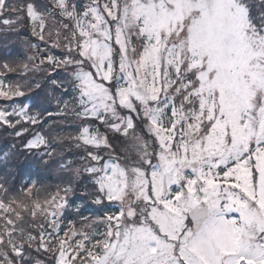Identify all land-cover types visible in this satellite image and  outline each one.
Returning <instances> with one entry per match:
<instances>
[{
    "label": "snow or ice",
    "instance_id": "obj_1",
    "mask_svg": "<svg viewBox=\"0 0 264 264\" xmlns=\"http://www.w3.org/2000/svg\"><path fill=\"white\" fill-rule=\"evenodd\" d=\"M24 27L0 128L62 182L0 184V264H264V0H0Z\"/></svg>",
    "mask_w": 264,
    "mask_h": 264
},
{
    "label": "trees",
    "instance_id": "obj_2",
    "mask_svg": "<svg viewBox=\"0 0 264 264\" xmlns=\"http://www.w3.org/2000/svg\"><path fill=\"white\" fill-rule=\"evenodd\" d=\"M9 2L19 3L20 0H9ZM24 38L30 39L33 43H40L35 37L31 36L27 27L22 28L19 35H10L7 40L0 35V62L6 58L26 62L27 55L31 53L24 48L22 43ZM41 47H44V45L41 44ZM53 52L57 56L62 55V52L58 49H53ZM61 75L63 76L64 74L61 73ZM9 77L14 80L19 79V76L15 74H9ZM34 78L39 79V74ZM64 99L70 100L71 97L66 96ZM51 109L55 111V105H52ZM57 123H59V120H57ZM70 123H59V127L54 129L52 135L74 133L75 129L69 126ZM11 131V129L0 128V184H4L9 189L10 196L21 195V189L26 185L30 186L33 182L36 183L37 188L41 189V195L45 191H54L56 186L62 182V174L56 171L57 165L51 163L49 167H44L37 156L27 152L23 148L22 142L10 134ZM53 146L56 149V153L68 159H76L77 153L82 151L76 149L74 144L68 141L63 144L53 141ZM6 152L8 153L7 157L4 156ZM77 196H79V193H77ZM72 199L80 203L77 197H72ZM102 211L103 209L98 206L89 204L84 211V215L96 216L102 214ZM40 258L47 259L46 257Z\"/></svg>",
    "mask_w": 264,
    "mask_h": 264
},
{
    "label": "rangeland",
    "instance_id": "obj_3",
    "mask_svg": "<svg viewBox=\"0 0 264 264\" xmlns=\"http://www.w3.org/2000/svg\"><path fill=\"white\" fill-rule=\"evenodd\" d=\"M116 144H117V147L118 148H121V147H125L126 146L125 142L122 139L119 140V141H116Z\"/></svg>",
    "mask_w": 264,
    "mask_h": 264
}]
</instances>
